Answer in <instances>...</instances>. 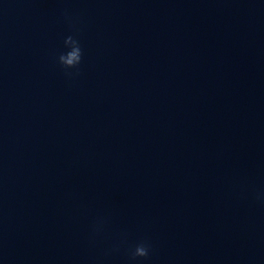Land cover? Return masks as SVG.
Segmentation results:
<instances>
[{
  "label": "clouds",
  "instance_id": "1",
  "mask_svg": "<svg viewBox=\"0 0 264 264\" xmlns=\"http://www.w3.org/2000/svg\"><path fill=\"white\" fill-rule=\"evenodd\" d=\"M64 45L67 51L60 53L58 62L65 69H78V66L82 62L83 51L80 41L73 35H68L64 40ZM71 75V73H67ZM103 229V221L98 220L94 225V233H100ZM151 244L147 241H142L135 245L133 249L129 250V257L132 261L138 259H147L151 253Z\"/></svg>",
  "mask_w": 264,
  "mask_h": 264
}]
</instances>
